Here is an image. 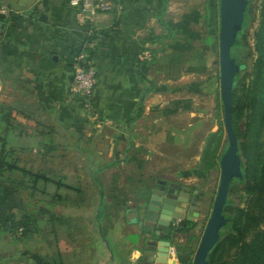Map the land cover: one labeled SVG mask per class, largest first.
Here are the masks:
<instances>
[{"label": "crops", "instance_id": "0c3cea01", "mask_svg": "<svg viewBox=\"0 0 264 264\" xmlns=\"http://www.w3.org/2000/svg\"><path fill=\"white\" fill-rule=\"evenodd\" d=\"M108 1L93 25L70 0H0L17 11L0 17V103L29 117V134L57 144L17 153L79 157L35 183L32 201L51 202L63 224L32 209L31 231L13 230L27 196L0 177L1 264H37L32 254L48 264H154L160 238L142 206L158 180L179 185L173 215L195 221L200 196L189 185L214 170L202 155L218 128L189 150L207 114L200 103L216 100L219 0ZM83 48L95 71L88 112L70 87ZM172 227L167 264H184Z\"/></svg>", "mask_w": 264, "mask_h": 264}, {"label": "trees", "instance_id": "16d2710c", "mask_svg": "<svg viewBox=\"0 0 264 264\" xmlns=\"http://www.w3.org/2000/svg\"><path fill=\"white\" fill-rule=\"evenodd\" d=\"M252 1L246 8L243 27L237 33L236 41L231 48L232 57L245 65L235 77L231 105V123L238 139L237 154L241 160L242 177L233 178L231 181L223 208V214L229 218V223L221 229V237L209 252L207 264H264V0H261L259 5V24L254 32L256 56L250 63V58L246 55L249 50L246 32L253 18ZM86 50L90 58L89 50ZM248 79L249 82L245 85ZM27 120L29 117L21 111L0 103V177L6 176L5 173L10 171H19L31 177L26 181L6 176L12 185L25 192L27 196V204L22 210L18 226L16 224L11 226L13 230L21 226L22 231H31L32 226L36 224V215L32 209L47 215L53 224L64 222L63 215L55 212L51 202L41 200L37 205V202L32 201L36 181L39 179L50 181L52 180L50 174L47 171L33 173L19 167L16 158L14 161L9 160L22 150H31L39 146L48 149L57 145L55 141L29 134L27 129H31L33 125H28ZM220 140L221 130L218 128L205 141L202 161L206 172L218 166L219 158L224 151L223 148L218 153ZM56 184L59 185V181ZM233 184L240 187L247 196L246 206H241L239 201L232 198ZM100 214L99 210L97 217L91 221L92 226L97 227ZM198 226L196 221L182 219L177 227H172V230L184 236L190 244V240L197 237L193 230ZM249 231L253 232L252 237L246 241L245 236ZM234 247L236 248L234 257L231 260L224 258L225 250ZM178 252L180 253V250ZM32 256L37 264H48L44 257L38 254ZM180 258L182 260L181 256Z\"/></svg>", "mask_w": 264, "mask_h": 264}, {"label": "water", "instance_id": "95a60500", "mask_svg": "<svg viewBox=\"0 0 264 264\" xmlns=\"http://www.w3.org/2000/svg\"><path fill=\"white\" fill-rule=\"evenodd\" d=\"M251 0H219L218 30V71L219 92L223 110V124L227 137V146L219 158V183L213 200L212 210L205 223L192 264H207L211 249L221 237V229L228 225L229 218L223 214L231 181L242 177L241 160L237 154L238 139L231 123L232 89L237 73L245 67L231 55V48L237 33L242 29L245 11ZM165 180H158L143 207V224L151 235L160 238L157 241L154 264H167L171 240L167 238L173 222V215L179 185L171 182L166 188ZM195 215L197 213H194Z\"/></svg>", "mask_w": 264, "mask_h": 264}, {"label": "rangeland", "instance_id": "374dc122", "mask_svg": "<svg viewBox=\"0 0 264 264\" xmlns=\"http://www.w3.org/2000/svg\"><path fill=\"white\" fill-rule=\"evenodd\" d=\"M260 3L261 0H253L251 3V10L253 14V18L247 28L246 32V41L248 43L249 50L247 52V56L250 58V63L252 62L251 59H255V51H254V32L256 31L258 24H259V13H260ZM219 72V71H218ZM249 79L245 81V85L248 84ZM241 93V92H239ZM216 95V100L213 101V97H206L207 99L204 100L203 102L200 103V107H204L205 110L207 111V114L201 116V127L199 132L194 133V137L197 136L196 139H194L191 147H190V152L196 150L197 142L200 137L206 136L205 133L207 130H209L211 127L213 130H216L219 128L221 130V148L225 149L227 146V137L226 133L224 130V124H223V110H222V103L220 100V92H219V80H218V86L215 91ZM90 109V108H89ZM89 109H85L87 112ZM244 118L242 119V121ZM264 132V129H263ZM63 140L60 141L62 143ZM220 149V150H222ZM57 152V151H56ZM59 153V152H57ZM37 153H17L15 156L11 157L9 160L14 161V159H17L16 164L19 167H22L26 170H30L33 173L36 172H44L46 173L47 170L51 169V172L55 176L58 175H64V163L66 162H77L79 161L78 156H69V157H64L62 154H55L54 156H50V159H47V155H40ZM188 156H184V166L186 167V164L190 165L191 163L189 162L190 160H186ZM189 162V163H186ZM50 176L51 172L47 171ZM76 172H71L69 171L68 174L70 175H75ZM79 173V172H78ZM7 177L17 180V179H25L26 181H29L31 179L30 176L28 175H23L19 171H10L5 173ZM219 176H220V171H219V166H217L216 169L212 170L209 175L206 178H198L196 182H190L189 186L196 185L197 190V196L199 195L200 197H196L195 200V209L197 214L194 216L195 221L199 224L198 227H196L193 232L197 236L196 239L194 238L193 240H190V244L187 242V239L184 236H179L177 238V243L178 247L180 249L179 256H183L185 259L184 264H192V260L196 251V248L198 246L201 234L203 232L205 223L210 215V212L212 210V205H213V200L217 191L218 183H219ZM63 178V176H60ZM70 177V176H69ZM73 177V176H72ZM74 178V177H73ZM62 181V180H61ZM75 181V180H74ZM234 185V184H233ZM191 196L193 194L192 189H191ZM199 198V199H198ZM232 198L235 199V201H239L241 206H246L247 203V196L245 193H243L240 190V187H237L234 185L233 191H232ZM145 204V203H144ZM144 204L142 207H144ZM252 205V204H250ZM143 209V208H142ZM252 231H249L246 236L245 240L249 241L252 237ZM236 248H228L224 252V258L231 260L234 257Z\"/></svg>", "mask_w": 264, "mask_h": 264}, {"label": "built area", "instance_id": "2783aa9c", "mask_svg": "<svg viewBox=\"0 0 264 264\" xmlns=\"http://www.w3.org/2000/svg\"><path fill=\"white\" fill-rule=\"evenodd\" d=\"M70 4L77 7L81 16L89 20L93 25L100 13L107 12L112 7L108 0H70ZM16 13L17 11L13 8L0 4V16L11 17ZM94 83L95 71L86 48H83L73 56V77L70 87L74 93L79 94L83 98L82 104L84 109L87 110L90 108ZM180 221L177 218L173 222V227H177Z\"/></svg>", "mask_w": 264, "mask_h": 264}]
</instances>
